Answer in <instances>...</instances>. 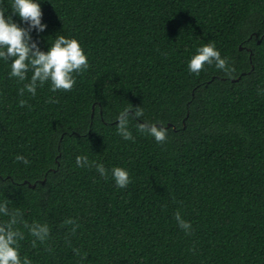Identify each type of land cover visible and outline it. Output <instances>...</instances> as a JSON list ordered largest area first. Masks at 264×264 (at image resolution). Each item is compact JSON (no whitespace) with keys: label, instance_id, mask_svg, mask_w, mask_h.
Here are the masks:
<instances>
[{"label":"trees","instance_id":"1","mask_svg":"<svg viewBox=\"0 0 264 264\" xmlns=\"http://www.w3.org/2000/svg\"><path fill=\"white\" fill-rule=\"evenodd\" d=\"M37 2L47 26L30 33L39 48L47 51L59 35L75 38L89 68L70 92L53 93L46 83L35 97H21L27 81L9 78L11 62L0 59V201L51 227L52 252L32 247L24 230L21 257L32 264H264V0ZM2 4L10 15L11 0ZM208 43L228 58L230 76L214 65L189 73L188 61ZM130 106L144 115L130 120L134 139L124 140L117 116ZM143 122H163L167 141L140 133ZM79 155L102 163L108 179L94 166L77 167ZM113 167L128 171L126 188L116 187ZM177 211L192 235L178 227ZM68 218L80 225L74 235L63 224Z\"/></svg>","mask_w":264,"mask_h":264},{"label":"clouds","instance_id":"2","mask_svg":"<svg viewBox=\"0 0 264 264\" xmlns=\"http://www.w3.org/2000/svg\"><path fill=\"white\" fill-rule=\"evenodd\" d=\"M11 14L5 15L7 9L0 0V59L10 61L9 78H15L18 82L27 81L18 89V94L23 97L25 92L35 97L38 87L46 83L50 85L49 91L70 92L76 84V75H79L89 68L88 57L84 53L79 41L75 38H66L59 35L47 51H42L38 42L34 41L30 33L35 30L43 32L47 27L41 22L42 10L37 0H11ZM27 25L21 27L13 21L12 16ZM167 55V53H165ZM205 65H214L216 69L230 76L235 69L230 66L227 57H222L214 43L205 44L196 49V53L188 61V71L191 74L199 75L205 70ZM31 73L30 79L28 74ZM48 103H59L55 97H49ZM20 107L28 106L25 99L18 101ZM134 112V115H130ZM144 115L143 108H124L117 116L116 131L124 140H133L129 129L130 120L141 118ZM137 130L142 134L150 135L158 144L167 141L168 130L163 125L159 126L151 122L138 123ZM16 161L25 165L30 161L23 155H17ZM77 167H95L96 171L104 179H108L109 170L102 163H91L87 156L79 155L75 158ZM111 178L117 188H126L131 183V178L126 169L113 167ZM11 202L6 198L0 201V216L7 219L0 221V264H32V261L20 255V241L25 240V231L33 237L31 244L36 247L37 243L46 245L45 250L49 253L52 248L47 246L51 240V227L47 222L32 221L29 223L24 219V213L20 208H9ZM177 225L186 236L192 235L191 222L185 221L179 211L174 213ZM64 225L71 226V234H75L80 227L79 223L72 218L63 221ZM194 251V249H189ZM73 253L86 260V254H81L78 248H73Z\"/></svg>","mask_w":264,"mask_h":264},{"label":"water","instance_id":"3","mask_svg":"<svg viewBox=\"0 0 264 264\" xmlns=\"http://www.w3.org/2000/svg\"><path fill=\"white\" fill-rule=\"evenodd\" d=\"M239 48H240V46H239Z\"/></svg>","mask_w":264,"mask_h":264}]
</instances>
